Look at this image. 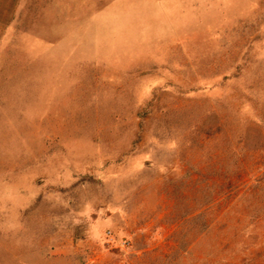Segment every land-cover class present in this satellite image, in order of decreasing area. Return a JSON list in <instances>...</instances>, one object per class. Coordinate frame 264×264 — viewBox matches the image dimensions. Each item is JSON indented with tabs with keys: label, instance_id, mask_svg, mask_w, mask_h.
<instances>
[{
	"label": "rangeland",
	"instance_id": "rangeland-1",
	"mask_svg": "<svg viewBox=\"0 0 264 264\" xmlns=\"http://www.w3.org/2000/svg\"><path fill=\"white\" fill-rule=\"evenodd\" d=\"M264 0H0V264H264Z\"/></svg>",
	"mask_w": 264,
	"mask_h": 264
},
{
	"label": "trees",
	"instance_id": "trees-1",
	"mask_svg": "<svg viewBox=\"0 0 264 264\" xmlns=\"http://www.w3.org/2000/svg\"><path fill=\"white\" fill-rule=\"evenodd\" d=\"M258 125H259V126H263V127H264V125H263V123H262V122H258Z\"/></svg>",
	"mask_w": 264,
	"mask_h": 264
}]
</instances>
